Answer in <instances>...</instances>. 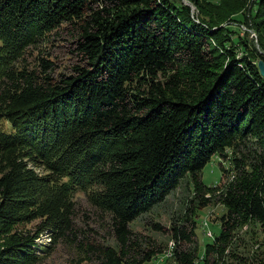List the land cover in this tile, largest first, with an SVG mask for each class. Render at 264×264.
<instances>
[{
	"label": "trees",
	"instance_id": "trees-1",
	"mask_svg": "<svg viewBox=\"0 0 264 264\" xmlns=\"http://www.w3.org/2000/svg\"><path fill=\"white\" fill-rule=\"evenodd\" d=\"M237 17L229 21L254 27L263 51L181 0H0V232L34 219L67 229L81 192L108 212L118 246L97 264H123L131 221L185 174L200 188L213 155L251 139L257 163L245 171L235 159L220 230L204 244L202 264H221L240 223H264V0ZM62 23L77 26L84 65L53 77L45 59L39 69L17 63L14 48L30 30ZM171 229L176 262L192 264L179 248L192 229ZM30 243L11 235L0 264L20 263Z\"/></svg>",
	"mask_w": 264,
	"mask_h": 264
},
{
	"label": "rangeland",
	"instance_id": "rangeland-1",
	"mask_svg": "<svg viewBox=\"0 0 264 264\" xmlns=\"http://www.w3.org/2000/svg\"><path fill=\"white\" fill-rule=\"evenodd\" d=\"M181 1L205 20L218 22V26L222 28L231 27L230 29L239 31L259 52L263 51L259 43L260 34L254 27L250 25L246 30V27L240 26L241 22L229 21L237 16L241 18V13L250 6L251 0ZM30 31L25 41L14 48L19 56L17 63L32 69L38 65L39 69L40 58L45 59L50 64L47 72L53 77L73 73L72 68L76 65H84L77 46L79 30L76 25L62 23L49 30L39 25ZM22 51L24 53L20 56ZM257 154L256 144L251 139H245L226 148L223 156L216 154L211 157L198 176L200 188H197L199 185L195 184L192 175L185 174L163 201L129 223L133 234L130 243L124 247L123 264H134L151 248L156 253L142 264H178L173 255L176 244L171 229L176 225L184 226L187 232L192 229L191 241H183L179 248L192 254V264H202L204 244L218 234L219 217L226 210L221 194L239 171L235 159L240 161V170L242 167L249 171L251 164L257 163ZM32 168L39 176L45 174L41 164ZM93 200L84 193L75 194L67 229L57 226L44 228L39 225V219H34L17 223L6 233L1 230L0 247L11 235H21L31 239L28 246L31 254L15 264H97L102 249H118V246L108 212L97 208ZM202 202L206 205H201ZM154 223L159 224L161 229H155ZM221 262L264 264V223L254 220L240 223L233 231Z\"/></svg>",
	"mask_w": 264,
	"mask_h": 264
},
{
	"label": "water",
	"instance_id": "water-1",
	"mask_svg": "<svg viewBox=\"0 0 264 264\" xmlns=\"http://www.w3.org/2000/svg\"><path fill=\"white\" fill-rule=\"evenodd\" d=\"M262 64H263L262 61H260L258 65H259L261 73H264V68Z\"/></svg>",
	"mask_w": 264,
	"mask_h": 264
}]
</instances>
